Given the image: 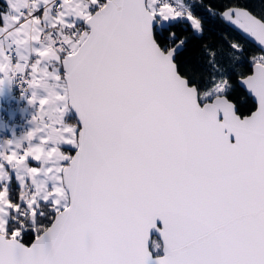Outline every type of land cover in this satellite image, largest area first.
Here are the masks:
<instances>
[{
  "label": "snow or ice",
  "instance_id": "6c2138e0",
  "mask_svg": "<svg viewBox=\"0 0 264 264\" xmlns=\"http://www.w3.org/2000/svg\"><path fill=\"white\" fill-rule=\"evenodd\" d=\"M219 2L250 74L236 38L183 58L192 0H4L33 59L0 48V90L20 73L37 111L0 150V264H264V11Z\"/></svg>",
  "mask_w": 264,
  "mask_h": 264
},
{
  "label": "trees",
  "instance_id": "16d2710c",
  "mask_svg": "<svg viewBox=\"0 0 264 264\" xmlns=\"http://www.w3.org/2000/svg\"><path fill=\"white\" fill-rule=\"evenodd\" d=\"M4 0H0V9L3 8ZM194 11L203 21V36L197 40L195 38L190 39L188 45V51L183 54L184 59L194 58L196 55L195 45L207 41L212 43L214 46L216 44H223L225 39H239L241 43L244 44L245 59L238 66L240 71L245 74H249V69L251 67L249 63V57L252 54H259V49L255 47L252 43L244 39L240 34L231 29L226 25L219 16H213L209 13V7L219 9L221 7L219 0H192ZM240 6L248 7L253 12L260 14L264 11V0H239ZM226 47V45H225ZM192 67L195 68L194 60L190 61ZM199 70V69H196ZM232 102L236 105L239 114H250V111L254 110V102L246 94V92L240 86H236L234 90L230 93ZM14 134V133H11ZM15 135V134H14ZM15 187V185H13ZM34 237L25 236L22 240L23 243L29 244Z\"/></svg>",
  "mask_w": 264,
  "mask_h": 264
},
{
  "label": "crops",
  "instance_id": "0c3cea01",
  "mask_svg": "<svg viewBox=\"0 0 264 264\" xmlns=\"http://www.w3.org/2000/svg\"><path fill=\"white\" fill-rule=\"evenodd\" d=\"M9 47H12V50L15 53L16 58L18 59V62L21 64H23L25 61L21 60L20 57H28L29 59L33 58L32 52H31V47H32L31 44H27V45L18 47V45L14 42V39L12 38V36L8 32L0 34V48H2L4 50V53H5V51ZM0 78H2V76H0ZM11 84H12V81H11ZM11 84H9L8 82H5L2 90H0V118H1L0 119V127L3 126L4 122H8L10 124V119H13V117L15 116V111L10 110L4 104L6 101L15 98L13 96V93L11 90ZM29 92L31 94V89H29ZM17 111L19 112V115H21V116L28 115L30 117V119L28 121V130H29L30 127L32 126L31 125L32 117H33V115L36 114L37 107L34 105H30V104L26 103L25 105L20 107ZM1 112H3L5 114L4 117H1ZM16 116H17V114H16ZM5 129L6 128H4L2 130L0 128V133L1 132L7 133L5 139L13 138L14 134H11L12 132H10L9 130H5ZM21 135H19V136H21ZM19 136H16V137H19ZM3 141L0 143V150H4Z\"/></svg>",
  "mask_w": 264,
  "mask_h": 264
},
{
  "label": "built area",
  "instance_id": "2783aa9c",
  "mask_svg": "<svg viewBox=\"0 0 264 264\" xmlns=\"http://www.w3.org/2000/svg\"><path fill=\"white\" fill-rule=\"evenodd\" d=\"M6 54H8V56H11L9 51H7ZM9 59H10V57H9ZM30 60L31 59H29V61ZM10 62L12 65L15 64V59H10ZM11 76H13V75H11ZM23 78L24 77H22V75L20 73H16L13 76V78H12V93H13V96L15 98L10 99L4 103L7 106V108H13L14 110H16L15 116L13 117V119H10V123L17 125V127H15L13 129L14 131H12V133H14L16 136H19L28 130L27 123L30 119V117L28 115L21 116V115H19V112L17 111L20 107H22L23 105H25L27 103L25 96L28 94V92H27L28 88H26V85H24L22 83ZM23 95H24V97L22 98L21 96H23ZM16 114H17V116H16ZM6 135H7V133H3L2 138H0V141L3 140V138L6 137Z\"/></svg>",
  "mask_w": 264,
  "mask_h": 264
},
{
  "label": "rangeland",
  "instance_id": "374dc122",
  "mask_svg": "<svg viewBox=\"0 0 264 264\" xmlns=\"http://www.w3.org/2000/svg\"><path fill=\"white\" fill-rule=\"evenodd\" d=\"M7 51H9L10 52V54H11V56H8V54H6V52ZM5 54L7 55V57L9 58L10 57V59H15V64H13V66H15L17 63H18V59L16 58V55H15V53L13 52V50H12V47H9L6 51H5ZM33 59V58H32ZM31 59V60H32ZM31 60L29 61V63L31 62ZM9 75L11 76V75H13L12 73H9ZM11 90H12V84H11ZM27 92H28V94L25 96V99L27 100L28 99V97L31 95L30 94V92H29V89L27 90ZM20 96V95H19ZM22 98L24 97V95L23 96H21ZM27 102V101H26ZM35 106V105H34ZM10 110H12V111H15L16 112V110H14L13 108H9ZM5 116V114L3 113V112H1V117H4ZM1 119V118H0ZM27 125H28V123H27ZM15 127H17V125L16 124H12V123H8V122H4L3 123V126L2 127H0L2 130L4 129V128H6L5 130H9L10 132H12V131H14L13 129L15 128ZM4 132H1L0 133V138H2V134H3ZM5 139V137L3 138V140ZM3 140H1L0 141V143L3 141Z\"/></svg>",
  "mask_w": 264,
  "mask_h": 264
},
{
  "label": "water",
  "instance_id": "95a60500",
  "mask_svg": "<svg viewBox=\"0 0 264 264\" xmlns=\"http://www.w3.org/2000/svg\"><path fill=\"white\" fill-rule=\"evenodd\" d=\"M224 22V21H223ZM226 25H228L231 29H233L234 31H236L238 34H240L241 35V33L238 31V30H236L235 28H234V26H231V25H229V24H227L226 22H224ZM242 36V35H241ZM243 37V36H242ZM244 38V37H243ZM245 39V38H244ZM247 41H249L250 43H252L255 47H257L256 46V44L251 40V38H248V39H246ZM258 48V47H257ZM259 49V48H258ZM250 74V73H249ZM242 89L246 92V94L251 98V100L255 103V99H254V97L247 91V89L246 88H244V87H242ZM34 239V238H33ZM33 241V240H32ZM32 241L29 243V244H26V246H30V244L32 243Z\"/></svg>",
  "mask_w": 264,
  "mask_h": 264
}]
</instances>
